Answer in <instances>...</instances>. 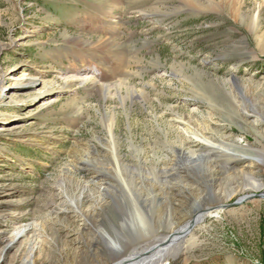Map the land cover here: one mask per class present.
Returning a JSON list of instances; mask_svg holds the SVG:
<instances>
[{
  "label": "rangeland",
  "instance_id": "rangeland-1",
  "mask_svg": "<svg viewBox=\"0 0 264 264\" xmlns=\"http://www.w3.org/2000/svg\"><path fill=\"white\" fill-rule=\"evenodd\" d=\"M193 1L0 0V264H264V0Z\"/></svg>",
  "mask_w": 264,
  "mask_h": 264
},
{
  "label": "bare ground",
  "instance_id": "bare-ground-1",
  "mask_svg": "<svg viewBox=\"0 0 264 264\" xmlns=\"http://www.w3.org/2000/svg\"><path fill=\"white\" fill-rule=\"evenodd\" d=\"M185 2H187L188 5L191 7H197L196 2L193 0H185ZM83 81H84L83 83L86 82V80H83ZM117 85L118 84H115L114 86H117ZM101 87H103V86H101ZM111 126H110V137H111V142H110L111 146L110 147L114 148V147H116V142H114L115 138L113 135V128ZM179 126H180L179 130L181 132L186 133L188 135H191L190 136L191 140L194 139L200 143H207L209 145L215 146V144H213L210 140L205 139L204 136H198L195 134V132L194 133L190 132V123H188V124L183 123L182 125H179ZM216 148H219V147L216 146ZM111 152L113 153V151H111ZM87 162L95 163L98 166L100 165V162L98 160H96L92 155H91V157L89 155ZM117 162H118V160H117ZM256 164H257V169H259L264 164V155H261L260 157H258L256 159ZM198 168L200 171H203V169H201L200 166H198ZM96 169L98 171H100L102 174H109V171H107V169H105V167H103V166H99ZM121 169H122L121 163H119L118 165H114V167H113V171H115V172L121 173L122 172ZM259 174H260V172H259V170H257L256 173L252 174V176L249 177L250 181H248V183H249V187H251L252 189L258 190V189H260V187H262L261 184H259L260 183ZM160 183H162V182L160 181ZM143 185L144 186L146 185L145 180H143L142 186ZM107 190H108V187H104L102 192L103 191L105 192ZM234 192L235 191L232 190L229 195H232V193H234ZM104 195H105L104 193L103 194L101 193L99 198L95 199V204H96V206H98V208L100 210L103 207L102 206L103 202L106 200V199H103ZM96 206L92 208V211L89 212V214H87V213L84 214L85 212L84 213L80 212L82 214V217L87 221L93 220L92 222L95 223L94 220L97 219V216H99V213H100V212H98ZM211 210L212 209H205L203 205H198L197 208L195 209V215H196L195 224L197 222L198 223L203 222L208 217V215L215 216L218 218L220 217V214L218 213V211L215 213H212V212H210ZM191 218H193V217H191ZM190 225H191V223H190ZM190 225L188 224L187 227H185V229L182 230V233H181L182 235L178 236V234H176L174 232V234L172 236H169L168 238H164V239L160 240L155 246L144 250L142 253L129 255L128 257H126L124 259H119L116 263H112V264H166L165 262L167 261V259L172 254H174L183 245L186 236H188L190 231H191L189 229ZM100 231H102V230H100ZM33 232L36 234V230H34ZM28 235H29V232L26 228H17L14 232V239L8 242L7 247H9L10 249L13 248L17 242L21 241L22 238L27 237ZM81 236H83V234L79 233V237H81ZM2 250L3 251L0 252V258L3 256V254H4L3 252L5 251V249L3 248Z\"/></svg>",
  "mask_w": 264,
  "mask_h": 264
},
{
  "label": "water",
  "instance_id": "water-1",
  "mask_svg": "<svg viewBox=\"0 0 264 264\" xmlns=\"http://www.w3.org/2000/svg\"><path fill=\"white\" fill-rule=\"evenodd\" d=\"M195 221H196V215H194L193 218H191V225H190L189 229L195 225Z\"/></svg>",
  "mask_w": 264,
  "mask_h": 264
}]
</instances>
